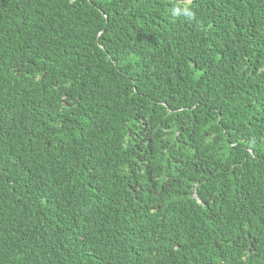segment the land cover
I'll return each mask as SVG.
<instances>
[{"label":"trees","instance_id":"obj_1","mask_svg":"<svg viewBox=\"0 0 264 264\" xmlns=\"http://www.w3.org/2000/svg\"><path fill=\"white\" fill-rule=\"evenodd\" d=\"M0 264H264V0H0Z\"/></svg>","mask_w":264,"mask_h":264},{"label":"clouds","instance_id":"obj_2","mask_svg":"<svg viewBox=\"0 0 264 264\" xmlns=\"http://www.w3.org/2000/svg\"><path fill=\"white\" fill-rule=\"evenodd\" d=\"M174 15H183L185 19L189 22L193 21L195 19V12L188 9V8H181V9H174L173 10Z\"/></svg>","mask_w":264,"mask_h":264}]
</instances>
